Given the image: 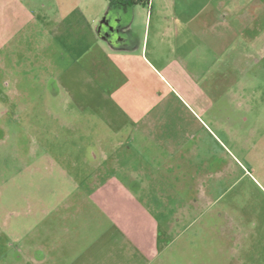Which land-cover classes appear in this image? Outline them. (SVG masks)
Masks as SVG:
<instances>
[{
	"label": "rangeland",
	"instance_id": "obj_1",
	"mask_svg": "<svg viewBox=\"0 0 264 264\" xmlns=\"http://www.w3.org/2000/svg\"><path fill=\"white\" fill-rule=\"evenodd\" d=\"M104 1L0 0V264L55 232L56 204L93 196L108 168L134 172L135 197L154 214L168 208L165 250L149 264H264V36L238 44L247 54L237 49L235 68L208 75L194 96L169 91L150 113L141 104L150 117L122 132L147 137L111 151L70 79L84 63L74 22L97 19ZM98 147L108 161L89 159Z\"/></svg>",
	"mask_w": 264,
	"mask_h": 264
},
{
	"label": "crops",
	"instance_id": "obj_2",
	"mask_svg": "<svg viewBox=\"0 0 264 264\" xmlns=\"http://www.w3.org/2000/svg\"><path fill=\"white\" fill-rule=\"evenodd\" d=\"M97 13L84 27L74 22L75 29L83 30L73 44L84 63L76 68L78 77L70 79L79 99L108 128L111 151L117 152L125 148L122 139L147 137L141 131L122 132L126 122L140 124L150 117L137 111L141 104L150 113L157 101L169 98V91L194 96L208 75L235 68L237 49L247 54L238 44L252 47L264 36V0H149L147 5L105 0ZM56 89L69 88L60 82ZM169 101L168 112L173 108ZM89 151L92 162L108 161L99 147ZM127 174L118 178L108 168L93 196L62 198L56 204L55 232L47 231L10 264H149L159 259L168 237V208L164 202L154 214L153 207L135 197L142 182L134 172Z\"/></svg>",
	"mask_w": 264,
	"mask_h": 264
},
{
	"label": "trees",
	"instance_id": "obj_3",
	"mask_svg": "<svg viewBox=\"0 0 264 264\" xmlns=\"http://www.w3.org/2000/svg\"><path fill=\"white\" fill-rule=\"evenodd\" d=\"M129 4L147 5L149 0H128Z\"/></svg>",
	"mask_w": 264,
	"mask_h": 264
}]
</instances>
